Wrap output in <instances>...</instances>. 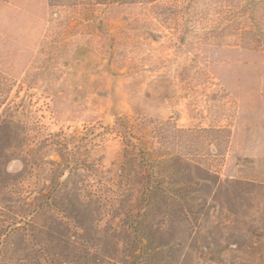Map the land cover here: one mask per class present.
I'll list each match as a JSON object with an SVG mask.
<instances>
[{
    "label": "rangeland",
    "instance_id": "rangeland-1",
    "mask_svg": "<svg viewBox=\"0 0 264 264\" xmlns=\"http://www.w3.org/2000/svg\"><path fill=\"white\" fill-rule=\"evenodd\" d=\"M0 73L35 143L105 133L90 155L105 174L123 161L121 140L105 130L127 115L227 128L222 181H264V0L52 9L47 0H0ZM244 159L252 163L241 168ZM236 194L226 207L211 205L201 234L175 237V261L264 264V192ZM200 244L210 249L201 254Z\"/></svg>",
    "mask_w": 264,
    "mask_h": 264
},
{
    "label": "trees",
    "instance_id": "trees-1",
    "mask_svg": "<svg viewBox=\"0 0 264 264\" xmlns=\"http://www.w3.org/2000/svg\"><path fill=\"white\" fill-rule=\"evenodd\" d=\"M161 1L47 0L51 9ZM8 94L0 73V264H180V242L202 233L211 205L226 207L245 190L264 192L257 177L222 181L227 128L118 117L105 131L121 140L123 161L105 174L90 157L105 133L59 132L35 143L24 104ZM12 161L23 164L20 172H9Z\"/></svg>",
    "mask_w": 264,
    "mask_h": 264
}]
</instances>
